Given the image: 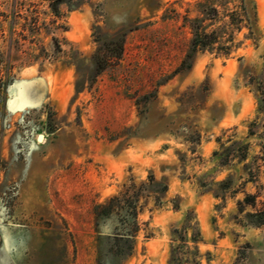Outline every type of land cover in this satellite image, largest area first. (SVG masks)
<instances>
[{"label":"rangeland","instance_id":"374dc122","mask_svg":"<svg viewBox=\"0 0 264 264\" xmlns=\"http://www.w3.org/2000/svg\"><path fill=\"white\" fill-rule=\"evenodd\" d=\"M193 19L219 38L187 68ZM0 97V264H169L173 248L186 264H264V224L246 223L264 211V0H0ZM232 140L248 158L221 167ZM136 193L138 227L120 226ZM246 193L257 206L240 212Z\"/></svg>","mask_w":264,"mask_h":264},{"label":"trees","instance_id":"16d2710c","mask_svg":"<svg viewBox=\"0 0 264 264\" xmlns=\"http://www.w3.org/2000/svg\"><path fill=\"white\" fill-rule=\"evenodd\" d=\"M213 12V14L211 13ZM207 15H211L213 18L216 14H218L217 6H210V8H207L206 10ZM191 28H192V39L190 43V51L187 55V59L183 61L182 67H190L192 63L188 61V59L192 58L195 53L198 51L207 50L208 48H211L215 43L218 42V33L217 31L208 32L205 27L202 26V20L199 19H193L191 20ZM123 38L118 39H109L104 42L100 50L95 54V65H96V74L101 72L107 65V62L111 58V56L120 57L123 53V47L124 42ZM230 53V47H226L225 54ZM254 130H250V134H254ZM250 145L248 142L240 141V140H232L230 144L226 145L225 143H221V150H217L214 152L215 156L219 157L218 164L221 167H225L231 163L233 159H238L239 161H245L248 158ZM260 158L264 161V145L262 146V156L256 157ZM245 169L251 170V164H245ZM232 180L231 176H228L227 178L219 181L216 183L217 186H219V191H227L230 185V181ZM151 181V190L156 193H164L167 190V185L161 182H156L152 176H150ZM204 185V188L206 191H211L212 188L207 187V185L210 184H202ZM136 198L133 201L126 200L127 205L120 207L119 211V217L118 221L121 225H126V221L134 222L135 226L138 227L137 224V215L139 213L138 211V201L140 199L139 193H136ZM214 195L216 197H220V194L218 192H214ZM245 205H251L252 207L257 206V195L246 193L245 197L242 200L238 201V206L240 212H243L245 210ZM102 208V210H101ZM100 211V212H97ZM111 209L108 206H99L96 208V213L98 215V218L108 219L112 217ZM118 215V214H117ZM246 217L249 218V220L246 222L247 224H252L256 226H260L264 224V211H256V212H248L246 214ZM189 226V221L186 220L184 226H183V233H181V240L183 244L187 243V236L184 234ZM125 234V235H124ZM121 235L120 243L118 242L117 245H119L118 252H116L119 255H128L132 251V244L130 243L129 237L124 233ZM200 231L195 230L192 235V241L196 244L200 240ZM113 237V236H112ZM115 243V240H113ZM116 245V243H115ZM177 248L172 249L171 258L169 260V264H186L187 260L186 258H183L179 256L180 254L176 251ZM193 262L195 264H201L196 259H193Z\"/></svg>","mask_w":264,"mask_h":264},{"label":"water","instance_id":"95a60500","mask_svg":"<svg viewBox=\"0 0 264 264\" xmlns=\"http://www.w3.org/2000/svg\"><path fill=\"white\" fill-rule=\"evenodd\" d=\"M31 86H33V83H27V84H22V85H20V87H19V92H21V90L22 91H24V89H26L27 87H31ZM36 102H34V101H32V100H30V99H25V101L24 102H19V105H17L19 108H21V107H23V106H27V105H33V104H35ZM16 106V107H17ZM43 137V134H40L39 136H38V139H41Z\"/></svg>","mask_w":264,"mask_h":264},{"label":"flooded vegetation","instance_id":"af4514ba","mask_svg":"<svg viewBox=\"0 0 264 264\" xmlns=\"http://www.w3.org/2000/svg\"><path fill=\"white\" fill-rule=\"evenodd\" d=\"M2 89H3V91L8 92V84H7V82L2 84ZM0 102H3V98L2 97H0ZM6 108H7V102H6Z\"/></svg>","mask_w":264,"mask_h":264},{"label":"bare ground","instance_id":"6f19581e","mask_svg":"<svg viewBox=\"0 0 264 264\" xmlns=\"http://www.w3.org/2000/svg\"><path fill=\"white\" fill-rule=\"evenodd\" d=\"M43 138V137H42Z\"/></svg>","mask_w":264,"mask_h":264}]
</instances>
